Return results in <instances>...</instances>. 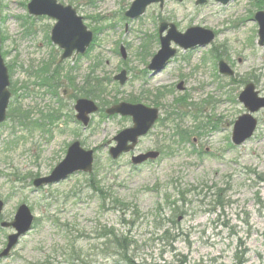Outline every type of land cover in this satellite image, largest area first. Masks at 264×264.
I'll use <instances>...</instances> for the list:
<instances>
[{"label":"rangeland","instance_id":"obj_1","mask_svg":"<svg viewBox=\"0 0 264 264\" xmlns=\"http://www.w3.org/2000/svg\"><path fill=\"white\" fill-rule=\"evenodd\" d=\"M29 1L0 0L1 56L11 93L0 125V222H10L23 204L34 223L0 264H126L104 245L101 235L111 230L129 243L133 264H264V110L254 115L253 138L239 147L231 143L233 124L245 114L237 100L245 84L252 83L264 97V47L256 44L253 20L264 11V0H231L226 6L214 0L201 6L195 0L166 1L134 20L125 17L134 0H58L74 7L87 29L96 31V45L84 56L58 63L63 70L54 86L57 99L47 87H37L35 75L62 53L49 39L54 22L28 15ZM161 22L180 33L202 27L216 38L187 52L172 44L176 57L154 74L147 66L159 50ZM216 56L234 71L232 78L218 73ZM94 58L103 64L95 77L105 80L104 104L134 99L158 108L159 118L178 110L175 123L189 139L180 144L173 138L174 122L157 124L135 153L158 151L163 153L158 161L133 167L129 154L113 162L108 148L130 120L98 113L83 129L74 119L77 93L62 96L68 73L76 90L87 76L93 78ZM121 70L128 77L123 87L113 80ZM180 82L183 91L177 89ZM180 98L185 101L178 105ZM60 99L61 116L45 131L7 119L19 108L39 121L38 112H56ZM76 140L94 151L93 172L35 189L33 181L49 175ZM96 182L103 195L92 189ZM11 232L0 228V252Z\"/></svg>","mask_w":264,"mask_h":264},{"label":"water","instance_id":"obj_2","mask_svg":"<svg viewBox=\"0 0 264 264\" xmlns=\"http://www.w3.org/2000/svg\"><path fill=\"white\" fill-rule=\"evenodd\" d=\"M164 0H135L126 16L134 19L142 15L147 6L153 3H159L160 6ZM181 2L182 0H175ZM223 5L230 0H215ZM205 0H197L196 4H203ZM28 11L34 15H47L52 19L57 20V23L51 32V41L63 50L61 60L69 58L73 52L76 54H84L92 41V34L87 31L83 25L82 18L76 15V12L71 7H64L56 2V0H32L28 5ZM258 24V45L264 46V12H259L254 17ZM167 34L163 37L164 31ZM159 41L161 49L151 61L148 70L159 72L163 69L165 64L172 58L176 51L170 48L171 42L179 46L183 50L191 49L196 46H206L214 39V34L210 31L194 27L186 30L184 34L176 32L174 26L161 24L158 30ZM122 57L124 50H121ZM219 73L228 77L233 76V72L223 62L218 63ZM122 86L126 81V73L122 71L114 78ZM9 77L7 69L0 53V124L5 119V112L8 106L10 93L8 91ZM239 102L243 104L247 110V114L239 117L234 123L232 130L231 141L233 145L240 146L249 140L257 126V121L252 117V114L264 109V98H259L258 94L254 92V87L249 84L238 98ZM74 110L76 112V120L87 126L89 123L88 116L97 112L98 108L93 102L85 99L78 100L75 104ZM107 115L118 114L123 117L132 118V127L123 130L115 138V147L109 149V156L116 160L120 155L129 153L134 150L140 137L145 136L153 127L158 119V111L156 109H149L143 105H131L127 103H120L106 110ZM159 157L156 152H147L140 154L131 159V163L135 166L150 160L154 161ZM93 168V152L85 151L80 147L78 142L69 146L66 156L51 172V174L42 179L34 181L35 188L43 185L57 183L66 179L68 176L77 173L90 174ZM3 209V204L0 201V212ZM33 223V217L30 210L21 205L10 223H2L1 228H12L16 233L7 237V244L5 249L0 254V259L7 258L11 250L16 246L20 237L30 231Z\"/></svg>","mask_w":264,"mask_h":264},{"label":"trees","instance_id":"obj_3","mask_svg":"<svg viewBox=\"0 0 264 264\" xmlns=\"http://www.w3.org/2000/svg\"><path fill=\"white\" fill-rule=\"evenodd\" d=\"M92 72H91V76H92ZM36 75L38 77L41 78L40 81H42L41 85H46L47 88L52 89V92H50L51 94L55 95V91H53V86L50 85V82L53 84H57L59 82V74L57 70H54L53 72L48 71V66L45 65L43 66L37 73ZM96 77V84H94V80L93 78H90V76H87L85 78L84 81V87H82L81 89H77L76 90V86H73V83L69 80V86L71 87V89H73L76 93H79V95H82L85 98H91V99H96L98 100L100 103L104 104V102L101 101L102 96H104L105 92H104V79L99 80ZM89 87V88H86ZM96 91V92H95ZM28 113H23L20 112L17 108L13 109L8 118H10L13 122L14 121H18L17 124L23 125V127H31V129L34 128H42L44 126V124H38V123H34V122H30L28 121ZM171 115H168V118H170ZM53 119H55L54 115H48L46 117V120L48 122L53 121ZM176 134L175 137H179V141H185V139H187V134L181 132L180 128L177 126L176 130H175ZM94 182V179L92 180ZM92 189L94 191L99 192L101 195L102 194V190L98 187V183L96 182L92 185ZM101 238L104 239L105 241V247H109V249H113L116 251V254L118 257H120V259L126 263V264H133V261L131 260V258H128V249H129V243L122 242L114 233V231H109V232H104L101 235ZM113 253V252H112Z\"/></svg>","mask_w":264,"mask_h":264},{"label":"flooded vegetation","instance_id":"obj_4","mask_svg":"<svg viewBox=\"0 0 264 264\" xmlns=\"http://www.w3.org/2000/svg\"><path fill=\"white\" fill-rule=\"evenodd\" d=\"M196 1V0H195ZM59 2V1H58ZM60 3V2H59ZM195 5H196V3H195ZM52 20V19H51ZM53 21V20H52ZM54 22V24H55V21H53ZM54 24H53V26H54ZM166 24H168V23H166ZM211 31V30H210ZM214 37H215V35H214ZM50 39V38H49ZM205 47H207V46H205ZM204 46H196V47H194V48H191V49H187V50H181V51H183V52H187V51H192V50H194V49H200V48H205ZM61 52V51H60ZM62 54V53H61ZM61 56V55H60ZM74 57H76V56H74ZM73 57V58H74ZM221 57L220 56H216L215 57V59H220ZM49 61V63L50 64H54L55 65V67L56 66H60V65H58V63H62V62H60V58H59V61H55V59L53 58V57H51V59L50 60H48ZM223 61V60H222ZM61 67V66H60ZM166 67V66H165ZM164 67V68H165ZM163 68V69H164ZM162 69V70H163ZM162 70H160L159 72H161ZM218 71V70H217ZM158 72V73H159ZM93 74V80H94V84H96V77H95V73H96V58H94V62H93V72H92ZM71 79V78H70ZM71 81H72V83H73V80L71 79ZM249 84H251L253 87H254V85L252 84V83H247V84H245V87L247 86V85H249ZM36 85V84H35ZM38 85H39V83H38ZM38 85H37V87H38ZM73 86H74V84H73ZM245 87L243 88V90L240 92V94L244 91V89H245ZM25 88H23V90H24ZM177 89L179 90V91H183L185 88H184V84L182 83V82H180L178 85H177ZM66 91H74L73 89H71V87L69 86V83H68V86H67V89L66 90H64L63 92H62V96L63 95H65V96H67V93L68 92H66ZM96 92V91H95ZM258 93V92H257ZM48 94H50V93H48ZM239 94V95H240ZM164 94H159L157 97H156V99L157 100H159L160 98L159 97H161V96H163ZM238 95V96H239ZM259 95V94H258ZM50 96L51 97H54V98H57V96H53L52 94H50ZM261 97V96H260ZM61 101H58V103H57V106L59 107V110H62L63 109V105H62V99H60ZM95 101H96V99H94ZM184 101H185V99L184 98H180V99H178V100H176V103L178 104V105H180V104H183L184 103ZM127 102H129V103H138V101L137 100H134V99H129V100H127ZM143 105V104H142ZM241 105L243 106V104L241 103ZM144 107H146V108H149V109H153V108H155L157 111H158V114H159V110H158V108H156V107H148V106H145V105H143ZM243 108H244V106H243ZM19 109V108H18ZM180 114L181 113H179L178 112V110H175V111H171V112H169V113H167L166 114V117H164V118H159L158 117V122H157V124L159 125V124H161V125H164L165 123H168V122H174L175 123V121L180 117ZM168 115H171L170 116V118H168ZM40 116V115H39ZM130 120V119H129ZM164 122V123H163ZM130 123H131V120H130ZM156 124V125H157ZM177 123H175V125H176ZM160 125V126H161ZM174 125V126H175ZM145 138V137H144Z\"/></svg>","mask_w":264,"mask_h":264}]
</instances>
